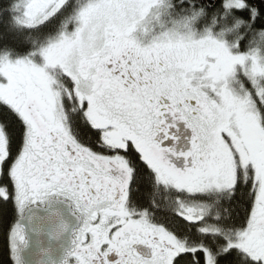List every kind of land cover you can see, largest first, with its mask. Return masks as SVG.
I'll list each match as a JSON object with an SVG mask.
<instances>
[{"label": "snow or ice", "instance_id": "snow-or-ice-1", "mask_svg": "<svg viewBox=\"0 0 264 264\" xmlns=\"http://www.w3.org/2000/svg\"><path fill=\"white\" fill-rule=\"evenodd\" d=\"M0 264H264V0H0Z\"/></svg>", "mask_w": 264, "mask_h": 264}, {"label": "trees", "instance_id": "trees-1", "mask_svg": "<svg viewBox=\"0 0 264 264\" xmlns=\"http://www.w3.org/2000/svg\"><path fill=\"white\" fill-rule=\"evenodd\" d=\"M2 246H3V238H2V235H0V258H3L2 257Z\"/></svg>", "mask_w": 264, "mask_h": 264}]
</instances>
